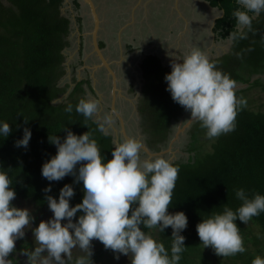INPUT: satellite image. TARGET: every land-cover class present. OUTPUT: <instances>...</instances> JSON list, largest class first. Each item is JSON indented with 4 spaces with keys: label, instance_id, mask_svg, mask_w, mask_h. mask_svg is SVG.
<instances>
[{
    "label": "trees",
    "instance_id": "16d2710c",
    "mask_svg": "<svg viewBox=\"0 0 264 264\" xmlns=\"http://www.w3.org/2000/svg\"><path fill=\"white\" fill-rule=\"evenodd\" d=\"M205 1L209 7L221 10V17L217 19L214 29L220 38H226L229 32L235 30V19L231 15L237 7L235 0ZM62 2L0 0V120L9 123L12 129L6 139L0 137V170L7 171L13 181L14 199L30 202L38 212L32 213L34 227L38 225V216L45 217L51 213L47 208L46 195L56 198L60 188L70 184L75 193L69 201L70 206L80 203L83 196L82 185L73 184L72 176L54 182L41 176L42 163L56 154V147L48 142V135H57L62 140L66 135L64 129L77 136L88 131L97 141L106 161L111 159L113 149L111 135L98 130L100 123L94 118L86 121L75 111L78 100L86 98L82 88L85 81L77 82L68 96L62 102H57L69 86L59 84L65 75L64 50L69 45L67 37L70 31L69 19L60 12ZM74 6L78 7L77 2H74ZM252 27L254 31L248 32L246 39L231 41L227 53L210 59L237 84L246 85L236 90V96L261 86L264 75V13L253 19ZM249 48L252 51H246ZM238 52L241 53L240 57L236 55ZM140 67L144 80L137 106L140 127L148 149L159 152L166 146L174 132L175 122L185 110L173 102L165 91L163 77L171 69L163 67L154 55L145 56ZM75 81L72 78V82ZM68 103L73 105L71 113L64 111ZM25 127L31 131L27 148L14 147V141L22 137ZM204 131L198 123L193 122L188 132V159L172 162L179 167V172L168 211H182L187 217V227L181 233L185 237L186 248L181 253L179 264H188V255L191 254H199L203 258V262L196 260L194 264H221L222 257L215 255L213 250V257L210 255L212 260L207 257L209 255L205 256L195 231L196 224L205 216L222 211L224 205L235 210L241 203L234 196L236 188H244L249 196L253 193L264 195V103L254 110L242 108L236 117L235 130L228 134L208 139ZM205 144H209V148L205 149ZM49 184L51 191L45 193L43 189ZM250 221L257 224L261 235H264V213ZM234 223L242 232L243 223L239 220ZM143 230H155L156 239L166 249L170 248V227L163 233L156 229ZM16 242L17 249L22 251L34 248L26 239ZM91 245L92 252L93 249L96 251L91 256L93 263L105 264L103 261L109 251L97 240H92ZM263 252V248L256 249L257 254L248 260L257 255L264 257ZM226 258L233 264L236 261L244 264L247 259L237 255Z\"/></svg>",
    "mask_w": 264,
    "mask_h": 264
},
{
    "label": "clouds",
    "instance_id": "9594fccd",
    "mask_svg": "<svg viewBox=\"0 0 264 264\" xmlns=\"http://www.w3.org/2000/svg\"><path fill=\"white\" fill-rule=\"evenodd\" d=\"M235 4L231 13L235 30L226 37L232 42L246 39L248 32L254 31L253 19L264 13V0H235ZM168 55L171 71L163 77L165 91L189 113L190 118L184 122L198 123L208 139L234 131L237 114L247 105L246 98L236 96L237 82L199 47H192L182 56L172 52ZM236 55L240 57L241 53ZM99 110L95 98H80L75 105L76 113L86 121ZM64 111L71 113L73 105L68 103ZM111 122L106 115L98 130L103 132ZM11 131L9 123L0 120V137L6 139ZM63 131L66 135L62 140L48 135L56 154L42 163L41 176L49 182L72 176L73 184L82 185V200L70 206L75 193L72 185L65 184L56 198L45 196L52 216L32 228L34 216L29 209L10 203L16 195L11 187L13 181L7 171L0 170V264H11L7 257L13 253L15 241L22 239L28 229L35 247L22 252L27 257L26 264H93L92 240L111 250L116 260L119 255L130 258V264H179L186 248L181 233L187 227V217L182 211H168L179 167L161 156L142 159L143 145L135 137L115 143L111 159L106 161L90 132L77 136L68 129ZM30 138V129L23 128L14 147L27 148ZM43 191L50 192L51 184ZM234 196L241 202L235 210L224 205L222 211L205 216L195 226L200 245L210 247L219 257L244 253L243 238L234 222L247 224L264 213V195L249 196L240 187L234 190ZM169 227V249L143 230L163 233ZM73 249L83 254L74 258ZM251 264H264V257L255 256Z\"/></svg>",
    "mask_w": 264,
    "mask_h": 264
},
{
    "label": "rangeland",
    "instance_id": "374dc122",
    "mask_svg": "<svg viewBox=\"0 0 264 264\" xmlns=\"http://www.w3.org/2000/svg\"><path fill=\"white\" fill-rule=\"evenodd\" d=\"M70 1L71 0H66L67 3H70ZM96 6L98 7V15L100 16L99 38L105 43V48L103 47L101 51H103V56L107 59L110 65H116H113L112 68L117 73L116 78L119 83L118 90L121 98H123L122 94L124 92L127 93L128 85L132 80L131 76L129 77L128 75V68H130L131 72L134 73V78H136V76L139 78L141 73L137 74L136 68L144 54L155 55L159 57V59H161L166 66H170L171 57L168 55L169 52L177 53V56H181L179 53L185 54L195 46L199 47L209 57V59H211V57L214 58L227 53L231 45V41L226 38H220L217 34L214 39V32L211 31L213 19L215 17H221L222 13L221 10L219 11L216 8L207 9L209 6L202 0H98L96 2ZM63 9L64 11L62 13L70 18L72 28L70 29V34L67 37L69 45L64 50V54L66 56L64 67L65 70L70 69V79L68 78V80L66 75H64L60 79L59 84L63 86L66 84L69 85V83H74L72 82V78H75L76 80L86 79L89 74V77L95 79L93 82L94 86L98 81H100V98H110V80L107 72L100 70V67L95 69V72L89 69L90 73H82L83 67L78 63L75 64L76 60H74V55L77 54V46L79 44L78 36L80 35V31L76 21L72 19L76 13L73 12L71 13L72 16H70L66 13L69 7L65 6ZM80 15L83 17L85 15V27H83L81 34L83 36H87L92 28V22L84 6H82ZM87 40H89V38H87ZM139 47H141L140 51L137 50ZM86 57L87 58L84 57L83 60L85 59V61H87L89 59V64L91 63L94 65L97 61V56L92 49H90ZM71 64L73 67H71ZM89 64L86 63L87 66H89ZM261 79V86L251 89L245 93H241L237 96L246 98V107L253 110L259 108L260 105L264 103V75ZM135 81L133 79V83ZM135 85V87H137L136 82ZM245 87L246 85L237 84L236 90H240ZM137 89L138 88H136V90ZM103 95L105 96L103 97ZM60 99L61 101L57 102H62L65 98L62 95L59 97V100ZM104 99L103 109L101 108L102 112L100 116H98L99 113H97V116H94L93 118L95 121L102 124L104 117L106 115L110 116L112 118V122L105 125L104 132L110 135L112 133L114 134L113 128H115L117 132L120 133L119 121H115L108 111L107 104H109V99ZM119 105L121 107L117 110V113L123 119V102L121 100H119ZM189 118V113L184 111L179 120L175 122L174 132L169 138L166 146L161 150L164 151V153L158 156L164 157L171 162L186 161L188 159V132L190 125L193 122L189 126H186L187 122L184 121ZM123 122L124 124H127L129 131L132 133L131 137H135L134 132L137 133V136L135 137L136 139L140 140V138L143 137L139 129L136 128L134 130L135 123L130 122L128 118H126V120L123 119ZM125 132L126 135L130 137L128 131ZM175 135H177L175 140H173L170 144V141L175 137ZM203 146L205 149L209 148V144H205ZM141 158L152 159L154 157L148 158L141 152ZM12 204L17 208L29 209L31 214L38 213L32 207L30 202L23 201L21 199H14L12 200ZM51 216L52 213H49L45 215L42 220L47 221ZM242 226L243 231L240 232V234L243 240L246 238V251L236 255L247 258L244 264H251V259L248 260V258L257 254L256 249H264V235H261L262 232H260L258 225L255 223L253 224L251 221L247 224H242ZM31 227L33 228V225H31ZM29 230L30 229L26 230V232L30 233ZM148 233L156 239L155 230L149 231ZM260 236H262V238ZM27 241L31 244V247H35L32 234L28 236ZM257 243L259 246L254 247ZM202 249L205 256L209 255L207 257H210L212 260V249L210 247L203 248V246ZM108 251L109 252L105 255V259L107 261H103L105 264H130V258L128 259V257L124 255H119V259L116 260L113 258V252L111 250ZM93 253H96L95 249H93ZM82 254L83 253H81L79 249H73L74 258ZM196 260L203 262V258H201L199 254L188 255V264H194ZM96 262L93 264H96ZM220 262L221 264H233L226 257L220 258ZM235 263L242 264L241 261H236Z\"/></svg>",
    "mask_w": 264,
    "mask_h": 264
},
{
    "label": "flooded vegetation",
    "instance_id": "af4514ba",
    "mask_svg": "<svg viewBox=\"0 0 264 264\" xmlns=\"http://www.w3.org/2000/svg\"><path fill=\"white\" fill-rule=\"evenodd\" d=\"M98 0H93V3H94V6H95V9H96V13H97V15H98V7L96 6V2H97ZM204 3H206L207 4V2L205 1V0H202ZM74 2H77V4H78V7L76 8L75 6H74ZM68 4H69V6H68ZM208 5V4H207ZM65 6H67V7H69V9L66 11V13L67 14H69L70 16H72V14L71 13H73V12H75L76 14L73 16V20L74 21H76V23L78 24V28H79V31H80V35L78 36V38H79V44H78V46H77V54L76 55H74L75 57H74V60H76V63L75 64H79L80 66H82L83 67V70H82V73L83 72H87V73H90V70H92V66H93V64H89V59L87 60V61H85V59L83 60V58L85 57V58H87L86 56L88 55V52L90 51V49H92L93 50V46H92V44H91V36H90V33H91V30H92V28H91V30H90V33H89V35H87V36H83L82 34H81V31L83 30V27H85V22H84V19H85V15H84V17L83 16H81L80 15V13H81V11H82V6H84L85 8H86V11L88 12V14H89V16H90V18H91V22H92V27H93V17H92V15H91V13H90V10H89V8H88V6L86 5V4H81L80 3V0H71L70 1V3H67L66 1H64L63 0V2H62V5H61V9H60V12H61V15H63V11H64V7ZM214 8H216L217 9V7H207V9H214ZM217 10H219V9H217ZM220 11V10H219ZM64 17H66V18H68L69 19V21H70V25H69V29H72L71 28V20H70V18L68 17V16H66V15H63ZM98 18H99V21H100V16L98 15ZM218 18H220V16L219 17H215L214 19H213V23H212V28H211V31L212 32H214V39H215V36H216V30L214 29V27H215V24H216V21H217V19ZM100 24V23H99ZM100 29V28H99ZM69 34H70V31H69ZM85 37H87V38H89V40H87V38H85ZM97 47H98V49L101 51L102 50V48L104 47L105 48V43H104V41L103 40H101L100 38H99V30H98V37H97ZM230 47H231V45H230ZM138 51H140L141 50V47H139L138 49H137ZM230 50V48L228 49V51ZM102 52V55H104L103 54V51H101ZM181 56L182 55H184L183 53H179ZM147 55H151V54H144V56L141 58V61H140V63H139V65L137 66V68H136V71H137V74L139 73H141V75L139 76V78L136 76V78H134V73H132L131 72V69L130 68H128L129 69V77L131 76V82L129 83V85H128V90H127V93L126 92H124L122 95V97L123 98H121L120 97V93L119 92H115V103H114V106H115V109H116V111L117 110H119V108L121 107L120 105H119V100H121L122 102H123V109H122V116H123V119L124 120H126V118H128V120H130V122H133V123H135V128H134V130L137 128V129H139L140 130V133L142 134V138H140V141L142 142V144L143 145H145L146 146V148H148L147 147V144H146V139H145V135L143 134V132H142V130H141V127H140V115H139V113H138V101H139V99H140V97H141V91H142V86H143V84H144V80H143V78H142V71H141V67H140V65H141V63H142V60L145 58V56H147ZM155 56V55H154ZM221 56V55H220ZM157 57V56H156ZM217 57H219V56H216V57H214V58H217ZM158 59H159V57H157ZM211 59H213V57H211ZM96 62H95V64L94 65H96V64H100V61L98 60V58H96ZM159 61H160V63H161V65L163 66V67H166L167 69H170V66L169 65H165L164 63H163V61H161V59H159ZM86 63H88L89 64V66H87L86 65ZM107 63H108V61H107ZM108 65H109V67H110V69H112L114 72H115V70L112 68L113 67V65L114 66H116L115 64H109L108 63ZM71 67H73V65L71 64ZM88 67V68H87ZM64 69H65V67H64ZM90 69V70H89ZM100 70H104L105 72H107V70H106V68L105 67H101V69ZM94 71V70H93ZM95 72V71H94ZM65 74H66V70H65ZM108 74V73H107ZM115 76L117 77V73L115 72ZM108 78H109V80H110V82H109V84H110V90H112V85H111V83H112V80H111V77L110 76H108ZM133 79H134V81L137 83V87H135L136 85H135V82L133 83ZM81 81H85V83H83L82 84V88L84 89V96L86 97V98H95V99H97L98 101H99V104H100V109L102 108L103 109V99H101L100 98V96H99V82L100 81H98L97 83H96V85L94 86V83H93V80H92V78L91 77H89V74H88V76H87V78L86 79H81ZM73 84H76V81L73 83ZM116 86H117V88H119L118 86H119V83L116 81ZM74 88V87H73ZM136 88H138L137 90H136ZM138 95V96H137ZM105 95H103V97H104ZM109 99V104H107L108 105V111L110 112V105H111V102H112V92H111V95H110V98H107V99H104V100H108ZM102 109L101 110H99V115L98 116H100V114H101V112H102ZM111 115H112V117L114 118V120L115 121H117L118 122V120H117V118L115 117V115L113 114V113H110ZM97 116V115H96ZM104 122V121H103ZM124 127H125V131H128V134H129V136L131 137L132 136V133L129 131V129H128V126H127V124L125 123L124 124ZM133 130V131H134ZM134 134H135V137L137 136V133L136 132H134ZM111 137H112V141L115 139V138H117V140H118V142H120L122 139H123V137H122V135L120 134V133H117V136L115 137V135L112 133L111 134ZM142 153L144 154V155H146L144 152H143V150H142ZM39 218H44V216L43 217H40V216H38V220H37V222H40V220H42V219H39ZM32 225H33V227H34V224L32 223ZM29 232L30 233H28V232H26L25 231V235H24V237L22 238V239H20L21 240V242H22V240L24 241L25 239H26V242H27V238H28V236H30L31 234H32V232H31V229L29 230ZM20 241H18V243H19ZM29 243V242H28ZM18 248V244H17V242L15 241V245H14V251H13V253H10L9 254V256L7 257V259H10L11 260V264H23V263H26V261H27V257L25 256V255H23L22 254V250H20V249H17Z\"/></svg>",
    "mask_w": 264,
    "mask_h": 264
},
{
    "label": "water",
    "instance_id": "95a60500",
    "mask_svg": "<svg viewBox=\"0 0 264 264\" xmlns=\"http://www.w3.org/2000/svg\"><path fill=\"white\" fill-rule=\"evenodd\" d=\"M64 1H66V0H64ZM80 3L81 4H86L88 6V8L90 10V13H91V15L93 17V20H94L93 21V27H92V30H91V33H90V36H91V44L93 46V50H94V52H95L98 60L100 61V65L99 64L98 65H93L92 66V70H95V69L100 68V67H105L106 70H107V73L111 77V80H112V83H111V85H112V90H111V92H112V102H111V105H110V113H113L115 115V117L118 119L119 125H120L119 132L121 133L123 139H126V138H128V136L126 135V132H125V127H124L123 119L117 113V111L115 109V106H114V103H115V92L116 91L119 92V90H118V88L116 86L117 78L115 76L114 71L112 69H110V67H109V65L107 63V59L104 58V56L102 55V52L97 47V37H98V30L100 28V24H99L100 21H99L98 15L96 13V9H95L93 0H80ZM69 73H70V69H67L66 70V74H65L67 79L70 77V74ZM92 80H93V82L95 81L94 78H92ZM79 81H81V80H76V83L79 82ZM74 86H75V84L69 83V86H68L67 91L63 94V97L64 98H66L68 96V94L70 93V91L73 89ZM57 101H61V99L59 100V98H58ZM190 124L191 123L187 122L186 123V126H189ZM113 131H114V135L116 137L118 132H117V130L115 128H113ZM176 136L177 135H175V137L170 141V144L173 142V140H175ZM115 143H118L117 138H115L113 140V146H114ZM142 150H143V152L146 154V156L148 158H152V157H155V156H158V155L164 153V151L151 152L148 148H146L145 145H143Z\"/></svg>",
    "mask_w": 264,
    "mask_h": 264
}]
</instances>
